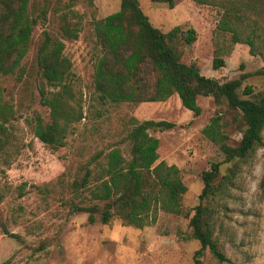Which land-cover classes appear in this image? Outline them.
I'll return each instance as SVG.
<instances>
[{"label": "rangeland", "instance_id": "obj_1", "mask_svg": "<svg viewBox=\"0 0 264 264\" xmlns=\"http://www.w3.org/2000/svg\"><path fill=\"white\" fill-rule=\"evenodd\" d=\"M120 5L121 0H31L30 10L39 23L30 51L22 62L19 77L11 76L1 81L5 100L13 107L15 119L7 125L10 145L0 156V264H196L194 254L200 243L192 237L190 219L204 187L202 176L217 163L221 165L218 180L226 176L222 167L223 153L203 136L202 131L218 116L229 137L228 144L237 146L245 122L239 110L230 108L225 102L217 105L213 98L206 97L198 99L199 116L185 109L178 95L165 102L137 106L102 104L93 89L99 47L92 24L119 11ZM262 5V31L256 42V50L261 54L253 55L246 44H236L230 51L222 45L223 37L217 27L224 12L219 7L175 0L174 8L170 9L164 3L140 1L152 25L162 32L175 27L183 32L196 31L197 39L192 45H178L182 62L196 65L203 76L221 83L264 67V1ZM68 12L77 14L81 20V31L75 40L63 38L61 34V20ZM44 31L64 42V53L72 63L70 81L85 113V119L74 126L73 133L60 149L40 142L28 123L36 113L46 120L49 118L48 109L40 103L36 65ZM216 58L224 61V67L214 68ZM245 86H251L256 95H264V76H251L243 83V88ZM132 119L174 124L167 131L151 130L149 133L160 142L156 164L164 162L181 171L187 187L182 198L184 214L176 216L158 210L155 224L145 227L147 232L145 228L131 226L140 230V234L129 233L113 239L109 236L112 224H101L98 215H95L94 224H88L89 214L71 211L73 203H91L75 198L72 184L82 174V166L99 152L106 153L117 147L130 158V143L126 137L132 128ZM212 207L216 236L229 262H218L207 250L201 264H250L246 244L237 237L248 213L227 195L215 199ZM130 235L135 243L129 240Z\"/></svg>", "mask_w": 264, "mask_h": 264}, {"label": "trees", "instance_id": "obj_2", "mask_svg": "<svg viewBox=\"0 0 264 264\" xmlns=\"http://www.w3.org/2000/svg\"><path fill=\"white\" fill-rule=\"evenodd\" d=\"M140 1L121 0L119 11L92 24L99 47L93 73V89L99 101L137 106L165 102L178 95L182 106L194 116L201 114L199 97L213 98L217 105L225 102L230 108L239 110L245 122L239 144H228L229 137L218 116L211 119L202 134L223 153L224 164L237 157L243 158L254 142L264 139V95L254 94L251 86L243 88V83L251 76H264V67L224 83L203 76L196 65L182 62L178 47L180 43L192 45L197 39L196 31L183 32L180 27H175L162 32L152 25L140 7ZM191 1L223 10L217 30L222 34L220 37H223L222 45L226 50L230 51L236 44H246L253 55L261 54L256 50V42L262 31L260 13L264 0ZM152 2L167 4L170 9L175 6V0ZM30 5L31 0H0V156L10 145L7 125L15 119L13 107L5 100L1 81L11 76L19 77L22 62L30 51L39 23ZM61 21L62 37L78 39L81 31L78 15L68 12ZM64 52L62 39L47 31L42 33L36 55L40 78L38 92L41 105L49 111V118L46 120L36 113L28 123L34 136L52 149L64 147L74 126L85 119L81 100L70 81L72 63ZM213 66L215 69L224 67V61L216 58ZM131 125L126 137L130 143V158L127 159L117 147L106 153L99 152L82 166V174L72 184L75 198L91 202L71 206L72 212L89 214L88 224H94L95 215H98L103 225L118 218L125 225L143 229L155 224L158 210L176 216L184 214L182 198L187 187L181 171L164 162L156 164L160 142L149 133L151 130L167 131L174 124L132 119ZM220 168L219 163L213 164L210 171L203 174L204 187L190 219L192 237L200 243L194 254L196 264H201L207 250L218 262H229L216 236L212 204L217 198L228 197V186H234L232 176L236 166L218 180ZM11 236L16 238V235Z\"/></svg>", "mask_w": 264, "mask_h": 264}, {"label": "clouds", "instance_id": "obj_3", "mask_svg": "<svg viewBox=\"0 0 264 264\" xmlns=\"http://www.w3.org/2000/svg\"><path fill=\"white\" fill-rule=\"evenodd\" d=\"M234 166L236 170L232 176V184L235 187L228 186V197L248 213L237 237L246 244L245 249L251 257L250 264H264V139L254 142L243 158L237 157L235 161H228L222 165L225 175H228ZM110 223L113 231L109 236L113 239L129 233L140 234L138 229L123 226V222L118 218H114ZM144 231L147 232L148 229L145 228ZM128 238L135 243L133 236L130 235Z\"/></svg>", "mask_w": 264, "mask_h": 264}]
</instances>
